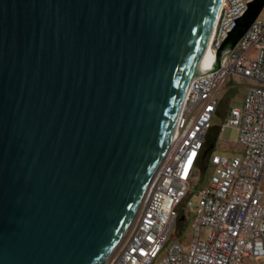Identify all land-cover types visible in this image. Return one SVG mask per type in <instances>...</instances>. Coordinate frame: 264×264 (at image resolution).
<instances>
[{
	"label": "water",
	"instance_id": "1",
	"mask_svg": "<svg viewBox=\"0 0 264 264\" xmlns=\"http://www.w3.org/2000/svg\"><path fill=\"white\" fill-rule=\"evenodd\" d=\"M221 3L0 0V264L105 263L171 145ZM263 9L249 6L217 66Z\"/></svg>",
	"mask_w": 264,
	"mask_h": 264
},
{
	"label": "built area",
	"instance_id": "2",
	"mask_svg": "<svg viewBox=\"0 0 264 264\" xmlns=\"http://www.w3.org/2000/svg\"><path fill=\"white\" fill-rule=\"evenodd\" d=\"M255 0H222L211 49L213 68L190 85L176 121L171 145L136 216L104 264H264V20L260 16L236 46L217 52ZM257 51V58L247 59ZM232 76L246 78L244 103L230 108L221 127L235 130L242 155L204 153L207 135ZM222 137V136H221ZM218 144L220 142V138ZM215 147V146H214ZM213 150V149H212ZM208 183L193 196L198 172ZM193 208V242L170 243L173 229ZM183 220V221H184ZM209 231L202 240L201 233ZM95 264H99L98 262Z\"/></svg>",
	"mask_w": 264,
	"mask_h": 264
},
{
	"label": "rangeland",
	"instance_id": "3",
	"mask_svg": "<svg viewBox=\"0 0 264 264\" xmlns=\"http://www.w3.org/2000/svg\"><path fill=\"white\" fill-rule=\"evenodd\" d=\"M260 19L264 20V9L261 13ZM257 58V51L252 50L247 59L254 60ZM249 81L241 76H232L228 80V84L225 90L220 94L219 98L221 105L219 112L214 116L213 124L216 127V131H220L222 125L228 117L230 108L239 107L241 108L244 103L245 91ZM222 136V137H221ZM237 132L235 130H225L224 133L220 132V142L215 145L212 151L222 152L224 148L230 155H242V146L238 143ZM211 176L210 170H202L198 172L194 178L193 185V196L197 195V192L205 186ZM195 217V211L193 208H186V220L179 222L178 225L173 229L170 236V243L176 241L182 242L185 246H189L194 239V233L191 229L192 222ZM209 231L204 230L201 233L202 240L207 239Z\"/></svg>",
	"mask_w": 264,
	"mask_h": 264
},
{
	"label": "bare ground",
	"instance_id": "4",
	"mask_svg": "<svg viewBox=\"0 0 264 264\" xmlns=\"http://www.w3.org/2000/svg\"><path fill=\"white\" fill-rule=\"evenodd\" d=\"M214 27H215V24H214ZM214 27H213V31H212V34H211L209 45H208V48H207L206 53L204 55V58H203V61H202V66H201V69H200L198 75L200 73L208 72V71H210L213 68V64L215 62V55H214L210 45H211V41H212V38H213Z\"/></svg>",
	"mask_w": 264,
	"mask_h": 264
},
{
	"label": "trees",
	"instance_id": "5",
	"mask_svg": "<svg viewBox=\"0 0 264 264\" xmlns=\"http://www.w3.org/2000/svg\"><path fill=\"white\" fill-rule=\"evenodd\" d=\"M220 131H216V127L212 126V128L210 129L208 135H207V139L205 141V148H204V152L207 150L209 151L206 155V158L209 156L210 152L212 150H210L213 146L217 145L219 137H220Z\"/></svg>",
	"mask_w": 264,
	"mask_h": 264
},
{
	"label": "flooded vegetation",
	"instance_id": "6",
	"mask_svg": "<svg viewBox=\"0 0 264 264\" xmlns=\"http://www.w3.org/2000/svg\"><path fill=\"white\" fill-rule=\"evenodd\" d=\"M206 151H207V150H206ZM206 151H205V152H206ZM205 152H204V153H205ZM207 152H208V151H207ZM207 152H206V153H207Z\"/></svg>",
	"mask_w": 264,
	"mask_h": 264
}]
</instances>
